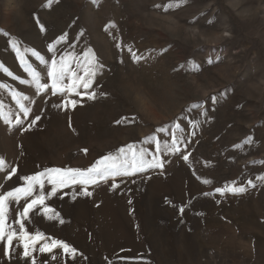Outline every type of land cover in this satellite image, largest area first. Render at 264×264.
I'll list each match as a JSON object with an SVG mask.
<instances>
[{
  "label": "rangeland",
  "instance_id": "374dc122",
  "mask_svg": "<svg viewBox=\"0 0 264 264\" xmlns=\"http://www.w3.org/2000/svg\"><path fill=\"white\" fill-rule=\"evenodd\" d=\"M48 5L0 0V62L12 73L0 68V194L46 169H88L121 148L163 167L64 186L60 174L45 173L32 197L43 191V205L24 218L32 198L6 210L17 237L10 256L0 240V264H264V0ZM13 42L47 91L23 82L31 75ZM61 57L81 76L88 61L97 66L90 88L54 94L47 71ZM228 187L245 191H216ZM21 219L29 234L47 237L31 257ZM53 240L76 254L39 251Z\"/></svg>",
  "mask_w": 264,
  "mask_h": 264
},
{
  "label": "snow or ice",
  "instance_id": "6c2138e0",
  "mask_svg": "<svg viewBox=\"0 0 264 264\" xmlns=\"http://www.w3.org/2000/svg\"><path fill=\"white\" fill-rule=\"evenodd\" d=\"M52 0H49V5H51ZM41 29L43 30V25H41ZM60 40L65 39L64 36L59 38ZM12 48L16 51L17 58L19 59L21 65L24 66L25 71L30 73L31 79L24 80L23 82L26 84H34L36 88L40 91H47L48 85L46 83H42V74L35 67H33L24 57V52H21V49L18 47L16 42L12 43ZM50 50L52 46H49ZM31 51L33 55L39 56L41 62L45 65L48 64V61L45 60L43 56H40L38 52L33 49H25V52ZM96 65L92 63V61H88V67L84 68V75H78L72 68L65 63L64 58L61 57V60L58 64L56 59L51 60L50 70L47 71V76H49L52 80L51 88L54 90V94L60 93L64 94L66 92L75 91L77 88L88 89L91 87L92 78L96 75ZM0 68H3L2 62H0ZM8 75H12V73L7 69L3 68ZM71 75L72 83L67 85L64 83V80L67 76ZM13 96L17 99L20 108L23 110L24 114H28L31 109L27 108L23 103V99L25 97L22 96L21 93L13 92ZM90 98H95V94H91ZM67 101H65V107L67 106ZM77 101L72 100L71 105L74 108L76 106ZM0 115H3L0 113ZM4 119L7 121L8 117L4 116ZM36 120L40 119L39 116L35 118ZM17 124H22V120H16ZM31 126V125H30ZM249 143H251V138H248ZM176 140L173 139L172 145L169 147V151H176ZM134 146L129 145V151L132 150ZM160 145L157 144V151H160ZM86 151V150H85ZM125 152L124 148L119 150V153L122 154ZM117 154L116 156H105L100 161H97L95 165L88 169H46L45 173H56L60 174L59 184L64 186L66 183L71 181L72 183H92L95 184L97 182L96 177H99L101 180H106L110 176H119L123 174H132L133 172H139L144 170V167H163V161L159 157H153L152 161H147L145 159L143 151L139 154L136 152H132L131 158H127ZM187 159V157H185ZM5 165V161L3 158H0V169H3ZM12 172H15V169H12ZM45 173H37L32 176L23 177V180L27 181V186L17 187L14 190L8 191L6 194H0V240H7V248L5 255H9L11 253V249L13 247V240L16 239L17 233L14 230L8 228L6 223V210L10 204L19 203L21 200L28 201L29 198L34 196V193L37 192V187L39 189H43V181L41 179ZM77 177H81L79 181H77ZM261 179H264L262 177ZM55 184L56 181H50ZM249 184H252V181H249ZM217 192L223 191H231V192H244L245 188L243 187H228L226 189H216ZM57 188L53 187L51 190V195H56ZM89 194L90 193H86ZM45 202V195L43 191H40L38 195H35L34 198L30 200V202L26 203V206L23 207V211L20 213L22 218L27 217L29 212L32 211L37 205H43ZM47 211H52L51 209H47ZM183 211V209H181ZM63 223V221H60ZM21 229H24L23 219L19 221ZM20 240L24 241L23 250L25 257H31L32 251L35 250L34 245L40 241L47 239L43 233H35V235L29 234L26 229L22 235H20ZM62 247L65 253H71L73 255L76 254V249L70 247V245L64 241H56L53 240L51 245H44L39 248L41 252H52L53 248ZM32 264H35V259L33 258Z\"/></svg>",
  "mask_w": 264,
  "mask_h": 264
}]
</instances>
